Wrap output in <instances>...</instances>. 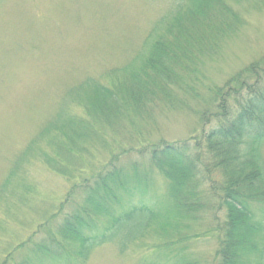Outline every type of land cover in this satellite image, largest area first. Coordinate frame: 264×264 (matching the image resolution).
<instances>
[{"label":"rangeland","instance_id":"1","mask_svg":"<svg viewBox=\"0 0 264 264\" xmlns=\"http://www.w3.org/2000/svg\"><path fill=\"white\" fill-rule=\"evenodd\" d=\"M177 1L0 0V264L14 251L17 263L27 258L34 264L31 244L23 251L16 247L28 239L41 242L42 231L32 236L37 227L47 223L54 229L63 215L81 206L82 182L111 167L135 174L141 186L131 196L121 193L122 204L168 211V183L150 165L147 151L199 136L201 113L212 111L209 90L245 66L264 62V0H224L240 19L236 32L225 33L216 51L204 50L195 75H183L177 85L163 84L161 91L162 80L152 76L153 86L145 80L141 87L146 100L137 106L127 101L128 107L113 108L108 116L99 114L100 108L91 118L81 104H89V94L69 93L87 79L111 86L115 76L121 78L137 66L149 53L145 42L152 30L159 32L158 23L172 15L173 6L175 14ZM198 47H203L201 42L190 44V53L197 54ZM190 53L185 57L190 59ZM59 112L88 125L76 159L66 162L70 169H79L70 177L40 162L50 152L45 140L24 154ZM262 147L264 157V141ZM169 211L153 220L127 250L115 244L96 248L86 264H143L149 257L158 264H166V258H174V264H220L215 256L218 241L208 232V222L183 218L175 206ZM168 241L174 242L169 249L157 248ZM71 263L64 257L58 262Z\"/></svg>","mask_w":264,"mask_h":264},{"label":"trees","instance_id":"2","mask_svg":"<svg viewBox=\"0 0 264 264\" xmlns=\"http://www.w3.org/2000/svg\"><path fill=\"white\" fill-rule=\"evenodd\" d=\"M176 4L177 12L174 14L173 6L172 15L158 23L159 32L157 28L152 30L145 42L149 53L138 59L137 66L126 69L127 74L123 70L126 75L121 78L115 76L117 82L111 86L87 79L70 91L69 97L79 91L89 94V104L81 103L88 117L95 118L100 108L98 113L108 116L113 108L145 102L141 83L147 81L153 86L152 76L162 80L161 91L165 89L163 84L175 86L182 82L183 75L194 76L204 50L216 51L220 38L235 33L240 22L224 0H178ZM200 42L203 47L195 48L197 54L190 53V44ZM187 51L190 59L185 57ZM209 92L212 111L201 113L199 136L147 151L150 165L168 183V211L157 213L151 207L122 204L121 193L131 196L141 186L135 183V174L123 167H111L94 175L93 182H82L81 206L63 215L54 229L47 223L37 227L32 236L42 231L41 242L33 244L28 239L16 251L31 244L34 264H58L63 257L66 263L86 264L96 248L115 244L121 251L127 250L141 240L153 220L164 218L175 206L183 218L208 222V232L218 241L215 256L220 264H264V62L245 66ZM87 126L85 121L59 112L29 142L24 154L45 140L50 152L42 155L40 162L55 174L70 177L79 169H70L66 162L76 159L78 141ZM173 243L168 241L157 248L169 249ZM13 254L15 251L6 254V261L17 263ZM30 261L26 258L17 264H32ZM166 261L174 264V258ZM143 264L158 263L149 257Z\"/></svg>","mask_w":264,"mask_h":264}]
</instances>
